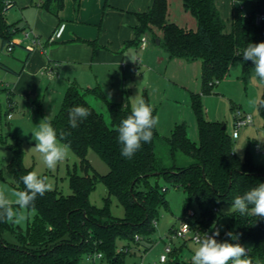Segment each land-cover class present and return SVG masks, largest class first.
<instances>
[{"label": "trees", "instance_id": "1", "mask_svg": "<svg viewBox=\"0 0 264 264\" xmlns=\"http://www.w3.org/2000/svg\"><path fill=\"white\" fill-rule=\"evenodd\" d=\"M237 1L232 0L227 21L230 29L226 31V22L215 0H182L184 9L196 22V30L192 31L168 20L167 0H154L148 11L135 14L138 20L134 29L135 43L143 31L156 29L161 35L159 45L169 59L200 60L202 94L210 92L214 84L239 65L242 82L246 84L255 77L262 88L261 97H264V82L255 76L252 62L243 61L240 55L248 43L264 42V22L258 26L252 22L256 12L264 11V0H243L250 4L248 17L237 8ZM73 2L77 9L80 0ZM13 6V0H0L2 47H14L12 37L20 31L16 25L5 22V13ZM41 6L57 16L64 8V0H41ZM88 93L105 103L109 124L87 102L85 95ZM11 96L8 91L9 103ZM190 103L198 131L197 143L188 138L183 123L175 124L167 138L159 135L155 128L151 142L143 144L129 160L121 156V145L117 141V128L130 114L129 105L107 101L98 87L81 91L69 85L57 114L50 121L57 133L61 129L71 132L65 142L70 144L71 152L78 159V165L67 168L71 193L63 195L53 189L37 197L35 206L25 209L32 214L24 230L13 222H0V264H79L84 256L95 253L105 256L109 264H121V258L116 255V241H125L128 248L136 236L148 238L154 232L159 208L167 205L169 186L184 193L183 218H188L190 205L198 208L197 217L189 221L191 228L206 231L216 225L221 218L220 209L229 208L233 197L264 183V168L254 164L249 150L242 159L234 152L233 140L225 124L204 118L199 94H191ZM75 105L88 108L91 115L79 127L71 129L68 109ZM259 113L264 122V109ZM162 144L167 146V158L156 153L157 146ZM6 147L11 154L6 170L16 190L23 191L21 177L32 170L23 164L20 141L14 139ZM89 150L107 165L106 174H98L92 168L87 159ZM159 177L164 178L166 186L157 184ZM99 183L106 189L102 207L89 200ZM111 198L123 209L120 219L110 213ZM226 213L221 216H230L231 224L220 231L217 239L240 243L250 249L251 264H264V220L252 214ZM228 231L238 235V240L227 237ZM7 232L14 235L16 243L4 240Z\"/></svg>", "mask_w": 264, "mask_h": 264}, {"label": "rangeland", "instance_id": "2", "mask_svg": "<svg viewBox=\"0 0 264 264\" xmlns=\"http://www.w3.org/2000/svg\"><path fill=\"white\" fill-rule=\"evenodd\" d=\"M13 1L14 6L5 13V22L20 29L12 37L16 45L9 52L7 46L2 47L0 39V191H4L10 199H15L13 194L17 190L6 170L11 157L6 145L13 143L14 139L21 143L24 166L40 176L48 177L53 189L63 195L71 193L67 168L78 165V159L71 150L55 170H49L40 155L30 149L35 146L31 134L35 126L46 116L49 120L53 119L61 106L66 88L69 85L78 86L77 84H88L91 88L98 85L107 101L124 100L130 109L134 103L132 98L136 95L142 97L153 108L154 116L159 118L156 126L159 135L167 138L175 124L183 123L188 138L194 143L198 142V131L190 103L191 94H199L204 118L225 124L229 135L234 129V112L241 110L252 117L253 123L240 128L238 139H232L234 152L242 159L249 150L254 164L264 168V154L254 150L256 144L264 151V122L259 111L248 104L249 99L262 95V88L255 77L246 84L243 83L239 65L233 67L228 76L214 84L210 92L202 94L200 60L189 62L184 59H169L163 46L156 44V40L161 36L156 29L141 33L140 38L147 40L145 49H141L137 42V45L132 44L133 47L129 51H118L115 49L116 41L122 34L119 20L112 17L101 21L100 17L97 23L77 24L84 34L93 33L92 39H84L75 34L74 40L62 41L64 38H71L67 37L65 25H76L73 22H64L62 12L57 16L48 12L41 6V0ZM167 1L168 20L179 27L195 31L196 22L184 9L182 0ZM224 1V5L219 3V7L225 18V30L229 31L227 15L232 0H228V3ZM237 8L243 16L248 15L251 10L250 4L243 0L237 1ZM27 31L31 32L32 38L23 37ZM32 40L36 41L35 44H32ZM101 45L114 51L110 53L103 50L106 55L104 58L110 62L91 66L92 59H99L95 52ZM28 53L30 56L25 62ZM119 55L123 58L118 59ZM8 91L15 92L12 93L10 103L7 101ZM87 100L109 124L105 103L89 93ZM8 114L10 118H7ZM167 152L165 144L156 148V153L163 158H167ZM87 159L98 174L104 175L108 172L107 165L91 150L88 151ZM180 159L178 156L177 163ZM166 164L170 165L168 161ZM157 184L166 186V181L159 177ZM105 197L106 189L99 183L91 192L89 200L91 204L102 207ZM166 199L167 205L159 208L154 232L148 238L140 235L139 241L130 242L129 252L125 241H116V255L121 258V264H159L158 258L166 247L172 250L167 255L170 264H191L192 231L188 230L184 238L174 236L173 232L185 220L184 193L169 186ZM228 209L221 208V215ZM190 210L194 212V218L197 217L196 205H190L187 212ZM20 212L26 218L15 224L24 230L32 213L25 209ZM110 213L116 219L123 217V209L114 198H111ZM221 215L217 223L220 231L226 230L231 224L230 216ZM3 238L8 243H16L11 232L5 233ZM79 264H109V261L105 256L98 257V253H95L92 256H84Z\"/></svg>", "mask_w": 264, "mask_h": 264}, {"label": "clouds", "instance_id": "3", "mask_svg": "<svg viewBox=\"0 0 264 264\" xmlns=\"http://www.w3.org/2000/svg\"><path fill=\"white\" fill-rule=\"evenodd\" d=\"M243 61H251L254 65L255 76L264 82V42L248 43L240 54ZM242 67V65H241ZM130 114L121 120L117 132V141L121 145V156L132 159L140 151L143 144L150 143L153 130L159 122L153 116V108L142 97L132 98ZM248 104L259 111L264 109V97L257 95L249 99ZM91 115L88 108L80 105L68 109V124L71 129L79 127ZM35 146L34 150L40 155L43 164L49 170H55L58 164L64 161L70 152V144L66 143L71 136L70 131L61 129L59 133L46 116L31 133ZM233 140L238 139V132L233 130L230 134ZM24 185L23 191H16L15 199H10L4 191H0V222H13L19 224L25 216L19 211L35 206L37 197H43L53 190V184L46 176H40L31 171L21 177ZM239 214L240 216L255 215L264 220V183H258L242 195L233 197L226 214ZM220 230L216 229L211 235L208 233H195L192 237L193 254L191 264H251L250 249L240 243H231L229 240L219 241L217 237ZM231 240H238V235L231 231L225 233Z\"/></svg>", "mask_w": 264, "mask_h": 264}, {"label": "crops", "instance_id": "4", "mask_svg": "<svg viewBox=\"0 0 264 264\" xmlns=\"http://www.w3.org/2000/svg\"><path fill=\"white\" fill-rule=\"evenodd\" d=\"M153 1L154 0H106V6H105V0H80L78 8L76 9L73 0H64V8L61 11L62 17L64 18L63 21L70 23L73 22L76 25H65L66 26L65 30L67 31V37H71V38H66V39L64 38L63 40L62 39L61 40L62 41L74 40L75 34L79 35L81 38L84 39H92L93 33L87 35L84 34L82 29H80V27L77 26V24L87 25L89 23H97L100 17H101V21H103L104 18L109 19L115 17L119 20V27L122 30L121 32L122 34L116 41L115 49L118 51L119 50L129 51L133 47L132 44L137 45V43H135L136 41L134 40L135 38L134 29L138 26V20L135 14L144 13L148 11L152 6ZM226 2L228 3V0H226ZM215 3L220 13V16L223 18V15L221 14V9L219 7V3H222V5H224L225 1L215 0ZM231 7H232V1L228 14L229 16L227 15L228 19L231 13ZM103 50L108 51L110 53L114 52L101 45L100 47L97 48L95 52V56L97 55L99 59L96 61L92 59L91 66H98L100 64L110 62L108 59L104 58L106 55L103 54L104 53ZM29 56L30 53L27 54L25 62L27 61ZM121 57L122 56L119 55L118 59ZM118 59L116 61H118ZM77 85H78L77 87L81 91L85 89H91V87H89L88 84H84V85L77 84ZM95 87L100 88L98 85H95L92 88ZM11 93H15V92H11ZM85 99L87 100V94L85 95ZM87 102L90 104L88 100ZM120 103L125 104L124 100H121ZM10 108H11L10 111H12L13 108L11 107V105Z\"/></svg>", "mask_w": 264, "mask_h": 264}, {"label": "built area", "instance_id": "5", "mask_svg": "<svg viewBox=\"0 0 264 264\" xmlns=\"http://www.w3.org/2000/svg\"><path fill=\"white\" fill-rule=\"evenodd\" d=\"M244 16L248 17L249 14L248 15L245 14ZM252 22L256 26L263 23L264 22V11L256 12L252 18ZM23 37L24 38H32L31 32L30 31L25 32ZM35 42H36L35 40H32V44H35ZM12 43L16 44V41L12 40ZM139 44H140L141 49H145L147 46V40L144 37H141L139 39ZM7 50L9 52H11L12 46L11 45L8 46ZM10 117H11L10 114H8L7 118H10ZM252 123H253V120H252V117L250 115L244 114L241 110H236L234 112V129L233 130L238 132L240 128L251 125ZM254 150L257 153L264 154V151H261V149L256 144L254 145ZM213 211L217 212V209H214ZM187 214H188L187 215L188 218H184L185 220L181 223L180 227L178 229H176L175 231H173L174 236L179 237V238H184V236L188 230L192 231V237L197 232L201 233V234L208 233L209 235H211L216 229H219L217 224L214 225L212 228L206 230V231H201L199 228L193 229V228H191L189 221H191V219L194 218V212L190 210L187 212ZM192 237H191V240H192ZM139 240H140L139 237L136 236L135 241H139ZM171 252H172V250L169 247H166L164 250V253L159 256L158 263L159 264H168L167 255H169ZM99 256H101L100 253H98V257Z\"/></svg>", "mask_w": 264, "mask_h": 264}, {"label": "water", "instance_id": "6", "mask_svg": "<svg viewBox=\"0 0 264 264\" xmlns=\"http://www.w3.org/2000/svg\"><path fill=\"white\" fill-rule=\"evenodd\" d=\"M156 44H159V40H156Z\"/></svg>", "mask_w": 264, "mask_h": 264}]
</instances>
